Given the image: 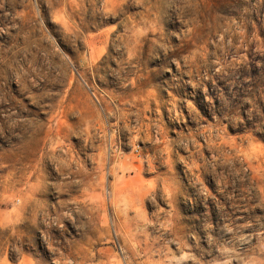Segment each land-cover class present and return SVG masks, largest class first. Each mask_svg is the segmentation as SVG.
Instances as JSON below:
<instances>
[{
    "label": "rangeland",
    "instance_id": "374dc122",
    "mask_svg": "<svg viewBox=\"0 0 264 264\" xmlns=\"http://www.w3.org/2000/svg\"><path fill=\"white\" fill-rule=\"evenodd\" d=\"M0 264H264V0H0Z\"/></svg>",
    "mask_w": 264,
    "mask_h": 264
}]
</instances>
